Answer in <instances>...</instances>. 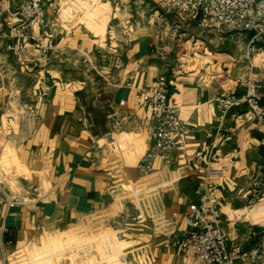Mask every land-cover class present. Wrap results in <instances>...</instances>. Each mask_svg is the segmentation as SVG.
<instances>
[{
    "label": "crops",
    "instance_id": "1",
    "mask_svg": "<svg viewBox=\"0 0 264 264\" xmlns=\"http://www.w3.org/2000/svg\"><path fill=\"white\" fill-rule=\"evenodd\" d=\"M22 1L0 0V18L8 10L16 13ZM91 1L44 0L43 32L58 50L38 69L31 64L36 45L23 62L16 42L0 34V162L9 163L0 168L5 186L27 199L8 210L0 205V264L47 231L102 226L115 230L141 264H200L175 242L188 230L185 215L204 183L197 152L225 170L218 184L231 242L259 244L258 228L246 221L256 224L264 216V133L245 109L221 120L216 99L242 91L240 80L252 78L262 83L264 107V35L224 33L200 17L183 19L174 12L160 24L165 0H141L146 17L125 21V37L118 34L122 22L112 27V21L128 15L127 8L113 9L112 16V0H93L98 28L108 24L104 38L94 27L60 18V12L71 15ZM42 79L51 85L47 97L39 90ZM130 79L154 87L168 83L181 119L193 129L172 160H155L148 176L137 165L151 146L153 115L138 106L126 87ZM29 108L37 116L26 122L22 114ZM110 114L123 120L121 130L110 127ZM65 244L59 236H43L46 251H35V261L62 252Z\"/></svg>",
    "mask_w": 264,
    "mask_h": 264
},
{
    "label": "built area",
    "instance_id": "2",
    "mask_svg": "<svg viewBox=\"0 0 264 264\" xmlns=\"http://www.w3.org/2000/svg\"><path fill=\"white\" fill-rule=\"evenodd\" d=\"M163 10L156 20L160 24L165 22L167 14L174 12L183 19L200 17L205 24L219 26L224 33L248 31L254 33V38L264 35V0H165ZM17 18L19 21L16 22ZM46 24L44 0H23L16 13L8 10L6 16L0 18V34L7 32L16 42L17 55L23 62L28 60L30 47L36 45V57L31 64L38 69L42 63H50L58 50L53 36L43 32ZM32 27L37 32L32 33ZM240 85L242 91L232 89L216 99L221 120L228 116L237 117L245 109L264 133V107L258 97L262 83L244 78ZM126 87L134 92L138 106L150 110L153 115L151 146L137 165L138 170L148 176L153 172L155 160L160 159L165 164L172 160L174 154L185 146L193 129L181 119V108L172 102L169 84L165 81L154 87L148 82L136 85L130 79ZM39 90L42 97H47L51 92L50 83L42 79ZM10 111L8 107L6 112ZM36 116L35 108L22 114L26 122ZM108 119L114 131L122 129V119L113 114ZM235 132L236 129H232L229 134ZM195 158L204 167V183L196 190L199 201L185 215L188 230L183 238L175 240L176 244L186 257H193L200 264H259L262 260L260 248L235 245L225 232L226 217L221 210V187L218 184L225 176V170L213 166L203 152H197ZM2 172L0 205L7 210L26 205L25 196L13 195L5 186ZM170 245V241L166 243L167 247Z\"/></svg>",
    "mask_w": 264,
    "mask_h": 264
},
{
    "label": "rangeland",
    "instance_id": "3",
    "mask_svg": "<svg viewBox=\"0 0 264 264\" xmlns=\"http://www.w3.org/2000/svg\"><path fill=\"white\" fill-rule=\"evenodd\" d=\"M95 2H89L88 6L81 7L77 11L70 14H62L60 18L66 22L84 23L86 26L94 27L95 31L100 33L101 37L107 34L108 24L104 29H99L96 24V15L93 13ZM121 6L123 10L127 8V14H122V18L112 21V27L122 22L118 34L119 37H125L127 30L125 21H131L132 24L140 23L146 16L142 13L145 5L141 0H112V16L113 9ZM111 13V12H110ZM110 20V19H109ZM104 38V37H103ZM104 40V39H103ZM5 167L8 162L2 160ZM1 166V165H0ZM2 167V166H1ZM0 171L2 172L1 168ZM12 182V181H11ZM263 201L253 204L249 209H253L256 205ZM248 210V209H247ZM232 218V217H231ZM235 216H233V219ZM247 224L255 225L258 228L259 238L261 242L255 245L261 249L262 260L259 264H264V216L258 223L246 221ZM59 236L66 243L62 252H49L45 257L40 259L38 263L35 261V251L44 253L46 250L42 248L43 236ZM37 243L21 254L10 257L4 264H141L139 257L128 254V247L122 243L119 234L109 226H102L99 229L91 230L87 228H79L77 230H55L47 231ZM123 237V236H122ZM48 252V251H47ZM45 255V254H44ZM124 258L125 262H122Z\"/></svg>",
    "mask_w": 264,
    "mask_h": 264
}]
</instances>
